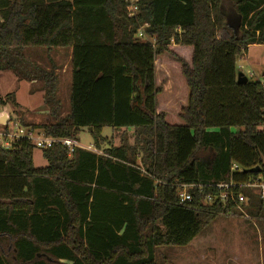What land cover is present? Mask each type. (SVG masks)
I'll return each instance as SVG.
<instances>
[{
	"label": "trees",
	"instance_id": "1",
	"mask_svg": "<svg viewBox=\"0 0 264 264\" xmlns=\"http://www.w3.org/2000/svg\"><path fill=\"white\" fill-rule=\"evenodd\" d=\"M136 7L128 18L124 0H0V71L33 81L21 73L25 49L71 53L67 114L55 70L40 71L53 121L24 127L77 143L90 130L102 154L54 144L36 169L29 142L0 147V264H156L158 249L234 216L219 183L236 185L255 219L264 215L253 191L237 187L264 177V82H236V62L264 45V0ZM142 25L153 44L135 38ZM159 71L172 78L168 94ZM104 128L133 130L134 145L102 148ZM180 186H191L190 202L180 203Z\"/></svg>",
	"mask_w": 264,
	"mask_h": 264
},
{
	"label": "rangeland",
	"instance_id": "2",
	"mask_svg": "<svg viewBox=\"0 0 264 264\" xmlns=\"http://www.w3.org/2000/svg\"><path fill=\"white\" fill-rule=\"evenodd\" d=\"M223 9L229 22L237 21L227 6ZM178 52L186 57L182 51ZM244 56L245 54L236 62L238 72L247 80L263 82L264 45L249 47ZM23 62L21 73L29 75L34 82L20 79L12 71H0V113L6 114L8 119L18 126H36L52 122L53 117L43 98V82L39 77L40 71L48 72L53 69L57 79L55 100L60 105L59 115L64 117L68 112L70 86L69 51L27 48L23 51ZM168 79L159 71L157 85L165 86L168 89L167 94L173 87L172 78ZM175 120L176 124H179L178 119ZM101 136L106 139L107 144L102 145V148L121 145L132 147L135 140L133 130L104 128ZM77 141L84 147H93L94 144L87 129L80 130ZM33 163L36 169L46 167L41 149L34 150ZM247 210L245 207L246 214L251 216L249 220L241 217L236 211L235 216H218L186 246L158 249L156 264H264V215L255 219Z\"/></svg>",
	"mask_w": 264,
	"mask_h": 264
},
{
	"label": "built area",
	"instance_id": "3",
	"mask_svg": "<svg viewBox=\"0 0 264 264\" xmlns=\"http://www.w3.org/2000/svg\"><path fill=\"white\" fill-rule=\"evenodd\" d=\"M130 6V14L128 18L135 17L137 7L136 4L138 0H124ZM147 28V25H142L138 28L135 38L142 42H147L153 44V39H150L144 32V29ZM242 70V67H240ZM253 77L252 75H250ZM264 82V80H263ZM11 120L8 119L5 115H0V147L1 149L8 151L11 150L13 145L18 143L19 141H27L33 147L44 150L51 147L54 144H62L64 145L68 151L69 155H71L76 148H81L86 151L95 153L97 155H102L101 152L97 151L94 147L88 146L84 147L81 146L74 140L70 139H54L45 136L41 131L33 129L32 127H24L18 126L12 123L10 125ZM236 169V168H234ZM215 189L220 191L219 199L223 205H225L226 201L231 200L232 203L235 205V211L246 220H249L250 217L245 212V207L248 206V202L246 198L242 194H238L234 196L232 193V188L236 187L233 183L230 184H223L219 183L214 185ZM240 188H246L253 191V193L258 197L259 201L262 205H264V177H258L254 181H250L241 185H237ZM191 188V186H180L179 199L180 203L190 202L191 196L187 193V189ZM210 200V196L208 197ZM224 216V215H221ZM225 216H232L227 214ZM235 216V214H234Z\"/></svg>",
	"mask_w": 264,
	"mask_h": 264
},
{
	"label": "water",
	"instance_id": "4",
	"mask_svg": "<svg viewBox=\"0 0 264 264\" xmlns=\"http://www.w3.org/2000/svg\"><path fill=\"white\" fill-rule=\"evenodd\" d=\"M230 26H231V25H230ZM231 27H233V26H231ZM236 82H237L238 84H244V83L247 82V78H246L243 74L238 73V74H237ZM88 131H90V130H88ZM250 172H251V173H259V168H254V169L250 170Z\"/></svg>",
	"mask_w": 264,
	"mask_h": 264
},
{
	"label": "crops",
	"instance_id": "5",
	"mask_svg": "<svg viewBox=\"0 0 264 264\" xmlns=\"http://www.w3.org/2000/svg\"><path fill=\"white\" fill-rule=\"evenodd\" d=\"M232 23H234L233 21H231ZM250 47H252V46H250ZM249 48V47H248ZM248 50V49H247ZM69 51V61H70V58H71V53H70V50H68ZM246 53H247V51H246ZM246 53H245V56H246ZM244 56V57H245ZM32 82H34V81H32ZM261 83H263V82H261ZM47 114H49V110H47ZM0 115H5V116H7L6 114H3V113H0ZM8 117V116H7ZM108 129H110V128H108ZM111 130V129H110ZM129 130H131V129H129ZM34 164V163H33Z\"/></svg>",
	"mask_w": 264,
	"mask_h": 264
}]
</instances>
